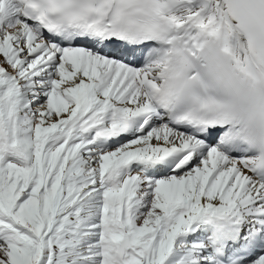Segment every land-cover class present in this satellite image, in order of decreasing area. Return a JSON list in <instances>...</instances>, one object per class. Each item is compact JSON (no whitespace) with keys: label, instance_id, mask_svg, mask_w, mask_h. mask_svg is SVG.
Masks as SVG:
<instances>
[{"label":"snow or ice","instance_id":"snow-or-ice-1","mask_svg":"<svg viewBox=\"0 0 264 264\" xmlns=\"http://www.w3.org/2000/svg\"><path fill=\"white\" fill-rule=\"evenodd\" d=\"M0 264H264V0H0Z\"/></svg>","mask_w":264,"mask_h":264}]
</instances>
